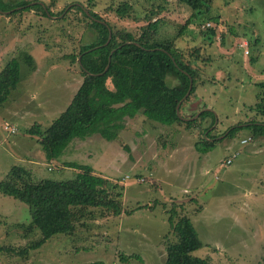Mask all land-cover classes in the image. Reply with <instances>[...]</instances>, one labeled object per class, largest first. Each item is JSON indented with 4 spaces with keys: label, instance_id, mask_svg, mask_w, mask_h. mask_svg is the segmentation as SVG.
<instances>
[{
    "label": "rangeland",
    "instance_id": "rangeland-1",
    "mask_svg": "<svg viewBox=\"0 0 264 264\" xmlns=\"http://www.w3.org/2000/svg\"><path fill=\"white\" fill-rule=\"evenodd\" d=\"M34 2L46 5L53 15L46 17L39 10L13 13L21 6L0 10V68L11 57L19 66V80L0 105V180L13 165L23 166L33 178L55 180L72 178L78 171L66 163L86 166L108 185L120 186L121 209L130 213L85 217L81 224L75 223L72 234L53 235L23 256L0 250V264H162L165 245L175 240L167 220L171 208L176 211L173 221L180 215L188 217L202 243L192 255L207 258L210 264H264V136H252L244 127L230 139L223 137L231 125L250 118L264 120L259 112L264 110V86H258L264 83V0H212L208 11L185 29L191 11L176 0L28 4ZM123 2L130 8L125 17L117 18L114 8ZM71 4L134 33L147 23L148 11L160 8L151 17L158 22L156 39L182 51L195 45L205 60L199 68L204 82L183 102L180 114L189 117L202 104L214 112L211 135L222 139L212 150L198 153L193 148L209 124L208 117L200 127L185 129L136 114L123 119L112 140L91 133L69 140L52 162L42 158L37 136L26 131L34 124L43 130L65 108L81 82L78 65L68 55L94 37V31L84 27L87 20L81 13L66 8ZM63 16L64 21L59 20ZM199 17H217L213 36L197 33L198 23L208 21ZM240 41H246L245 54L237 45ZM21 53L31 56V68ZM106 84L110 86L108 80ZM5 124L15 133L5 131ZM242 138L250 140L239 144ZM233 150L237 156L220 167ZM92 211L94 216L99 212ZM28 223L26 205L0 194V248L16 252L38 239L35 228L24 232ZM128 255L132 257L122 262L121 257Z\"/></svg>",
    "mask_w": 264,
    "mask_h": 264
},
{
    "label": "trees",
    "instance_id": "trees-1",
    "mask_svg": "<svg viewBox=\"0 0 264 264\" xmlns=\"http://www.w3.org/2000/svg\"><path fill=\"white\" fill-rule=\"evenodd\" d=\"M30 1L32 0H17L13 5L0 1V10L4 12L21 6L13 13L39 10L46 17L53 15L46 5L42 7L36 2L28 4ZM176 1L191 11L192 17L184 22L183 28L194 17L197 19L199 15L206 13L212 2V0ZM64 8L56 12L57 16ZM71 8L78 10L87 20L84 27L94 31V37L90 42L80 44L76 53L68 55L69 59L75 60L78 65L81 82L65 108L43 130L40 131L38 124H34L26 131L37 136L36 140L45 161L52 162L56 159L68 141L73 138L81 139L88 134L97 133L106 140L114 139L117 130L122 127L123 119L132 118L136 114L164 125L182 124L185 129L200 127L202 121L208 117L209 124L201 129L203 135L193 144V148L198 153L212 150L222 137L214 139L216 136L211 135L213 124L211 111H201L196 118L186 121L180 114L183 102L194 93L197 84L204 82L199 76V68L204 66L205 60L200 58L201 55L195 45L182 51L169 41L156 39L154 32L158 22L156 19L151 21V17L156 16L160 8L148 11L146 16L148 21L140 27L138 33L111 25L91 9L84 10L82 6L73 4L67 9ZM129 8V5L123 2L114 8L115 15L117 18H123ZM64 18L65 16L59 20L64 21ZM198 20H208L207 22L210 21L212 25L208 27L199 25L197 33L206 34L208 38L216 33L217 17L215 19L199 17ZM108 29L110 35L106 42ZM109 53L107 69L98 74L105 67ZM21 58L30 68L32 67V58L28 53H21ZM18 80V60L11 57L0 68V105L15 88ZM107 80L110 86L106 84ZM167 80H173L174 83L170 85ZM189 80H191L189 93L178 106L179 117L175 112V106L186 92ZM258 86L263 87L264 83H258ZM261 99L264 100V97ZM204 107L206 104H202L201 108ZM256 107L258 110V103ZM259 112L264 116V110L260 109ZM244 127L251 131L252 136H264V120L254 121L250 118L242 125L227 127L223 131V133L226 131L223 137L230 139L236 131ZM64 165L78 170L72 178L61 180L33 178L23 166L13 165L8 169L0 180V194L26 205L29 223L24 232H30L35 228L39 238L20 247L16 252L11 247L0 250L23 256L29 249L38 248L53 235L72 234L75 223L81 224L85 217L94 219L97 215L103 216L106 213L113 216H118L122 212L130 213L121 209V193L118 191L120 186L108 185L105 178L92 174L89 167L72 163ZM92 209L99 212L94 216ZM175 217L176 211L173 208L169 209L167 220L175 240L165 245V258L162 264H210L207 258L192 255L202 243L189 218L180 215L173 221ZM131 257L122 256L121 261L127 262ZM137 259L139 258L136 257Z\"/></svg>",
    "mask_w": 264,
    "mask_h": 264
},
{
    "label": "built area",
    "instance_id": "built-area-1",
    "mask_svg": "<svg viewBox=\"0 0 264 264\" xmlns=\"http://www.w3.org/2000/svg\"><path fill=\"white\" fill-rule=\"evenodd\" d=\"M203 26H204V27H208V26H209V23L206 22V23L201 24V27H203ZM237 45H238L239 47L242 48V52H243L244 54L247 52V51H246V48H245V46H246V41H240ZM3 129H4L5 131L9 132L10 134L15 133V128H14L13 126H9V125L5 124V125L3 126ZM247 140H250V139H247ZM247 140H245V139L242 138V139L239 141V144H245V143L247 142ZM237 154H238V151H237V150H233V151L231 152V154L229 155V157L225 158L224 161H222V162L219 164V166H220V167H223L224 165H228V164H230V163H231V160H232L233 158H235V157L237 156Z\"/></svg>",
    "mask_w": 264,
    "mask_h": 264
},
{
    "label": "water",
    "instance_id": "water-1",
    "mask_svg": "<svg viewBox=\"0 0 264 264\" xmlns=\"http://www.w3.org/2000/svg\"><path fill=\"white\" fill-rule=\"evenodd\" d=\"M70 5H68L66 8H68ZM109 35H110V33H109V29H108V36H107V40H106V42L108 41V39H109ZM105 42V43H106ZM112 52V50L110 51V53ZM110 53L108 54V57H107V63H106V65H105V67L103 68V70H102V72L101 73H98V74H102L106 69H107V66H108V62H109V56H110ZM79 57H77V59H78ZM190 87H191V80H189V85H188V88H187V90H186V92L184 93V95L182 96V98L178 101V103L176 104V106H175V112H176V114H177V116H179L180 117V114H179V111H178V106H179V104L185 99V97L188 95V93H189V89H190ZM204 110H209V111H212L211 109H209V108H207V107H204V108H201L200 110H198L197 112H195L194 113V115L193 116H191V117H186V118H183V117H181L183 120H191V119H194V118H196L197 117V115L201 112V111H204ZM213 112V111H212ZM213 118H214V121L213 122H215V114H214V112H213ZM215 124V123H214ZM211 127H213V125L211 126ZM226 133V131L223 133V136H224V134ZM222 137V135H220V136H218V137H215L214 139H219V138H221ZM208 140H212V139H208Z\"/></svg>",
    "mask_w": 264,
    "mask_h": 264
},
{
    "label": "crops",
    "instance_id": "crops-1",
    "mask_svg": "<svg viewBox=\"0 0 264 264\" xmlns=\"http://www.w3.org/2000/svg\"><path fill=\"white\" fill-rule=\"evenodd\" d=\"M202 103H204V101H202ZM260 137V136H259ZM43 156V155H42ZM40 158V157H39ZM44 159V156L42 157ZM34 163V162H33ZM48 164V163H47Z\"/></svg>",
    "mask_w": 264,
    "mask_h": 264
},
{
    "label": "flooded vegetation",
    "instance_id": "flooded-vegetation-1",
    "mask_svg": "<svg viewBox=\"0 0 264 264\" xmlns=\"http://www.w3.org/2000/svg\"><path fill=\"white\" fill-rule=\"evenodd\" d=\"M215 138V137H214Z\"/></svg>",
    "mask_w": 264,
    "mask_h": 264
}]
</instances>
